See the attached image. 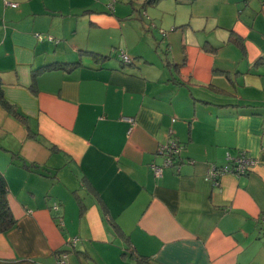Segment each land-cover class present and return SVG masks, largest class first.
I'll return each mask as SVG.
<instances>
[{"label": "crops", "instance_id": "0c3cea01", "mask_svg": "<svg viewBox=\"0 0 264 264\" xmlns=\"http://www.w3.org/2000/svg\"><path fill=\"white\" fill-rule=\"evenodd\" d=\"M138 1L0 0V264H264V0Z\"/></svg>", "mask_w": 264, "mask_h": 264}, {"label": "built area", "instance_id": "2783aa9c", "mask_svg": "<svg viewBox=\"0 0 264 264\" xmlns=\"http://www.w3.org/2000/svg\"><path fill=\"white\" fill-rule=\"evenodd\" d=\"M15 6L14 4H9ZM162 36H166V32L160 29L159 32ZM41 39V36H37ZM120 59L125 64H129L131 60L122 53H120ZM172 132L168 135V140L165 144L159 147L158 154L163 158L162 166L152 165L150 166L151 171L155 177L162 176V168L174 166L176 170H179L178 163H175L176 159L179 158L182 151V147L172 139ZM230 163L225 167H215L212 166L208 169L206 174V180L211 182L213 185H218L220 177L225 174H232L234 176H241L247 174L255 165L256 161L248 157L244 152H242L237 158L229 159ZM56 210V208H55ZM65 255H61L58 258L57 264H66Z\"/></svg>", "mask_w": 264, "mask_h": 264}, {"label": "trees", "instance_id": "16d2710c", "mask_svg": "<svg viewBox=\"0 0 264 264\" xmlns=\"http://www.w3.org/2000/svg\"><path fill=\"white\" fill-rule=\"evenodd\" d=\"M137 0H130L128 2V5L132 7V3ZM160 0H144L142 3L141 7H146V5L149 4H155L159 2ZM112 10L111 8H109ZM122 53V52H120ZM95 58L99 57L97 54H92L89 53ZM120 55V54H119ZM102 58H106L104 56H101ZM124 63V62H123ZM131 63V62H130ZM125 64V63H124ZM77 65V64H75ZM0 105L13 117L19 118L21 115L18 113L17 109H15V106L10 104L3 95V90H2V82L0 81ZM20 121V120H19ZM17 225L16 219L13 217L11 210L8 205V200H7V187L5 184L4 179L0 175V234H4L8 232L10 229L14 228ZM61 254V253H60ZM135 261L137 264H149L147 258L137 256L135 257Z\"/></svg>", "mask_w": 264, "mask_h": 264}, {"label": "rangeland", "instance_id": "374dc122", "mask_svg": "<svg viewBox=\"0 0 264 264\" xmlns=\"http://www.w3.org/2000/svg\"><path fill=\"white\" fill-rule=\"evenodd\" d=\"M65 2H74L77 6H81L83 9L84 7H92L91 9H96L97 11H102L105 8L110 12L111 10H109V8H111L112 10L116 9V12L121 15V17H126V15H128L129 13L132 12V8L128 5V2L130 0H97V2H95V0H64ZM163 1V0H162ZM142 1H138L135 6L133 5V9L135 12H137L138 9L140 8ZM158 7L157 3L153 4L152 9L148 12V14L146 12L143 13V18L149 22L150 26H151V30L152 32H148V34L144 37L145 39L140 40V44H146L147 40H150V38L153 37V35L157 36L160 32V29L163 30L164 28L159 27V26H155L154 23L152 21H150V17L155 14L153 9H156ZM159 8V7H158ZM178 8H186V10L188 11V8H190V6H178ZM85 12H89V11H85ZM189 12V11H188ZM84 13V12H83ZM116 15V14H115ZM118 16V15H117ZM196 19L195 17H193V20ZM123 22H125V20H123ZM165 31V30H163ZM166 32V31H165ZM119 33V31H118ZM154 49V47H153ZM118 52V50H116ZM63 255H65V253H62Z\"/></svg>", "mask_w": 264, "mask_h": 264}]
</instances>
